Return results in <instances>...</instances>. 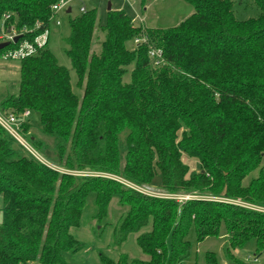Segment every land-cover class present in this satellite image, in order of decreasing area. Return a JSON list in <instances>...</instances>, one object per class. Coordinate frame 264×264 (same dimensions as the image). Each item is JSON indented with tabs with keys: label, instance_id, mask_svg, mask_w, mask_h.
<instances>
[{
	"label": "trees",
	"instance_id": "1",
	"mask_svg": "<svg viewBox=\"0 0 264 264\" xmlns=\"http://www.w3.org/2000/svg\"><path fill=\"white\" fill-rule=\"evenodd\" d=\"M57 1L0 0V23L22 33L19 41H32L50 29ZM151 1L139 0L140 9ZM184 1L193 12L164 29L136 26L123 8L107 10L98 26L94 7L69 17L65 54L81 96L48 48L49 37L19 60L17 92L1 98L0 109L36 111L40 132L53 138L48 157L67 172L26 153L0 126V264H72L69 254L85 248L73 230L91 193L100 228L108 224L113 198L122 208L112 244L121 247L134 234L145 255L121 252L111 259L99 252L101 264H183L192 226L197 241L224 237L229 264H245L234 251L247 245L254 261L264 255V213L204 198L264 206V0H252L259 14L247 19L235 17L232 0ZM97 27L103 33L98 51ZM136 37L145 40L128 47ZM150 48L161 49V65L153 66ZM30 126L27 117L22 133L45 151ZM183 155L199 169L191 170ZM85 170L151 185L159 175L169 193L197 197L180 204L111 177L69 172ZM205 263L217 264L214 252H206Z\"/></svg>",
	"mask_w": 264,
	"mask_h": 264
},
{
	"label": "rangeland",
	"instance_id": "2",
	"mask_svg": "<svg viewBox=\"0 0 264 264\" xmlns=\"http://www.w3.org/2000/svg\"><path fill=\"white\" fill-rule=\"evenodd\" d=\"M233 1V11L234 15L238 19H247L251 17H256L259 14V9L252 0H232ZM108 4H110L111 9H115L117 6L124 8L132 18H136V21L142 22L141 24L146 27L154 28H168L179 24V22L186 19L192 12L193 7L191 4L185 2L184 0H153L150 2L149 6L145 7V10H141L139 6V0H75L70 3L71 12L67 14L63 10L58 14L57 20L59 24L53 20L51 21V26L49 29V40L48 48L56 56L59 64L65 66L70 71L71 82L73 85V90L76 94L81 96V90L76 88L75 74L71 69L70 61L65 54V49L67 48L65 38L70 32L68 18L76 16L80 13L81 7L97 8V20L96 25L103 24L106 18V12ZM137 22V23H138ZM103 38V33L98 29L94 31L93 37V50L98 51L100 48V41ZM134 42L130 41L127 46L132 47ZM19 79V60L11 58H0V99L7 94H15L17 92V84ZM128 80V77H125ZM15 113L17 111H14ZM28 121L30 123L29 133L34 134L36 138H41L45 140L47 148L45 151H40V155L43 157L47 163H49L53 168L59 171H65L64 168L57 165L56 160L48 157L52 153L53 141L51 137L45 136L40 132V121L39 115L36 111H30L28 116ZM183 162L191 169L197 171L199 169L198 162L183 155ZM69 173V172H68ZM258 171L255 170L250 173L244 180V184L252 177H256ZM156 183V184H155ZM139 184V183H137ZM145 184V183H142ZM154 186L156 189L163 193H169L164 188L160 186V177L157 175L154 178ZM159 185V186H158ZM189 192H180L182 195H191ZM195 194V192H193ZM179 194V193H176ZM207 195V194H206ZM94 194H89L87 196V207L85 208L80 221V226L73 230V233L80 240L84 241V250L76 253L69 254L71 256L72 264H101L98 253L103 252L111 259H117L119 253L126 252L132 257L145 258V255L138 248L135 235L131 234L128 236L126 241L121 245V247H115L112 244V228L117 221L122 208L117 202V197L113 198L110 202L108 215L105 221L108 223L106 225L97 224L95 219H93L94 212ZM206 199L219 200L220 198L209 197V194L204 197ZM178 203L182 204L183 202ZM228 202H231L228 200ZM0 222H1V211H0ZM186 239L191 243L192 248L190 255L183 261V264H206L205 254L206 252H214L216 256L217 264H229L225 254V239L224 237H207L203 241H197L196 231L194 227H190ZM235 255L241 259L245 264H262L264 262V255L259 257L254 261L253 251L251 245H247L242 249H237L234 251Z\"/></svg>",
	"mask_w": 264,
	"mask_h": 264
},
{
	"label": "built area",
	"instance_id": "3",
	"mask_svg": "<svg viewBox=\"0 0 264 264\" xmlns=\"http://www.w3.org/2000/svg\"><path fill=\"white\" fill-rule=\"evenodd\" d=\"M69 2L70 0H58L51 6V16L50 21H55L56 24H59V21L57 20L58 14L63 10L66 12V10L69 8ZM80 11H84V8H80ZM8 15H4V19H7ZM22 33H18L15 31L13 27L5 28L4 22L0 23V43L8 42V43H18L15 48L8 49L7 51L3 52L0 55V58L6 59H17L20 60L26 56L35 54L40 48H42L49 37V29H45L43 32L38 34L34 37L32 41L28 40H22L19 41V37ZM15 36H18L17 41H13V38ZM144 38H138L136 37L134 39V44H139L140 42L144 41ZM149 58L152 60L153 66H159L163 63V57H162V51L158 48H150L149 49ZM30 112L29 110H25L19 113H15L13 111H2L0 109V126L6 131L7 134H9L16 143L24 149V151L30 155H32L35 159L38 161L48 165L49 167H52L47 161L43 159V157L40 155V153L28 142L27 138L22 133V124L26 121L27 117L29 116ZM53 168V167H52ZM72 174H78V175H89V176H106L111 177L119 182H121L124 186L133 189L139 193H142L147 196L152 197H158V198H170L174 199L179 202H184L188 199L195 198L197 196L195 195H182V194H173V193H163L160 190L156 189L154 186H150L148 184H137L133 182L126 181L119 177H113L107 174L93 172V171H69ZM228 202L227 199H219ZM231 201V200H229ZM233 203H236L240 206L246 207L248 209L262 212L264 213V206L246 203L242 201H231Z\"/></svg>",
	"mask_w": 264,
	"mask_h": 264
},
{
	"label": "crops",
	"instance_id": "4",
	"mask_svg": "<svg viewBox=\"0 0 264 264\" xmlns=\"http://www.w3.org/2000/svg\"><path fill=\"white\" fill-rule=\"evenodd\" d=\"M73 1H75V0H70L69 5H70V3L73 2ZM121 1H127V0H121ZM149 5H150V3H149L147 6H149ZM111 6H112V5H111ZM81 8L88 9L87 7H84V6L81 7ZM95 8H96V7H95ZM121 8H122L121 6H117L115 9H121ZM69 9H70V11H71V7H70V6H69ZM96 9H97V8H96ZM123 9H124V8H123ZM79 10H80V9H79ZM144 10H145V9H144ZM66 13H67V10H66ZM136 18H137V16H136L135 18H133V22H135L134 20H136ZM137 22H138V21H136L135 23H136V24H139V23L141 24V23H142V22H140V21H139L138 23H137ZM144 27H146V26H144Z\"/></svg>",
	"mask_w": 264,
	"mask_h": 264
},
{
	"label": "water",
	"instance_id": "5",
	"mask_svg": "<svg viewBox=\"0 0 264 264\" xmlns=\"http://www.w3.org/2000/svg\"><path fill=\"white\" fill-rule=\"evenodd\" d=\"M111 8V6H110V4H108V7H107V9L109 10ZM70 12V9L68 8L67 9V13H69ZM136 26H139V24H136ZM17 39H18V36H15L14 38H13V41H17ZM8 44V42H4V43H0V49L2 48V47H4L5 45H7Z\"/></svg>",
	"mask_w": 264,
	"mask_h": 264
}]
</instances>
